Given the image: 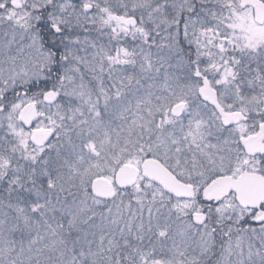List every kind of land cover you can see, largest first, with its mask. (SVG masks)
<instances>
[{"label":"snow or ice","instance_id":"obj_1","mask_svg":"<svg viewBox=\"0 0 264 264\" xmlns=\"http://www.w3.org/2000/svg\"><path fill=\"white\" fill-rule=\"evenodd\" d=\"M0 264H264V0H0Z\"/></svg>","mask_w":264,"mask_h":264}]
</instances>
